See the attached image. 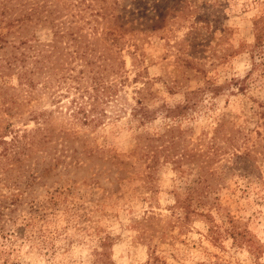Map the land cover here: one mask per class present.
<instances>
[{
    "label": "rangeland",
    "instance_id": "obj_1",
    "mask_svg": "<svg viewBox=\"0 0 264 264\" xmlns=\"http://www.w3.org/2000/svg\"><path fill=\"white\" fill-rule=\"evenodd\" d=\"M0 38V264H264V0H0Z\"/></svg>",
    "mask_w": 264,
    "mask_h": 264
},
{
    "label": "trees",
    "instance_id": "obj_2",
    "mask_svg": "<svg viewBox=\"0 0 264 264\" xmlns=\"http://www.w3.org/2000/svg\"><path fill=\"white\" fill-rule=\"evenodd\" d=\"M51 12H52V11H51ZM257 29H258V26H257ZM261 37H262V35L257 34V39H258V40H261ZM0 40H2V39L0 38ZM24 42H25V41H24ZM9 64H10V66L13 65V63H11V62H10ZM31 74H35V72L31 70ZM20 76H21L22 78H24V80L28 81V84L34 85V81L32 80V77H28V73H27L26 71L21 72ZM22 78H21V79H22ZM21 81H22V80H21ZM92 111H94V110H92ZM90 112H91V111H90ZM83 119H84V121H86V122H88L89 120L92 121L91 119H89V115L86 114V113H84V117H83Z\"/></svg>",
    "mask_w": 264,
    "mask_h": 264
}]
</instances>
